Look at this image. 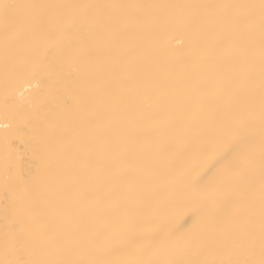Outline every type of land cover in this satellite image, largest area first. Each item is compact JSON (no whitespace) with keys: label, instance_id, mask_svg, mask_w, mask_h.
Here are the masks:
<instances>
[{"label":"snow or ice","instance_id":"1","mask_svg":"<svg viewBox=\"0 0 264 264\" xmlns=\"http://www.w3.org/2000/svg\"><path fill=\"white\" fill-rule=\"evenodd\" d=\"M0 106V264H264V0H3Z\"/></svg>","mask_w":264,"mask_h":264},{"label":"bare ground","instance_id":"2","mask_svg":"<svg viewBox=\"0 0 264 264\" xmlns=\"http://www.w3.org/2000/svg\"><path fill=\"white\" fill-rule=\"evenodd\" d=\"M3 2V0H0ZM66 2H79V0H66ZM110 2L118 3H216V2H244V0H110ZM193 38L185 35L181 31L172 26L161 30L158 34H146L142 37H132L128 44L118 46L115 52V59L123 62L130 58L133 54H143L147 50L163 46L167 58L170 63L175 64L184 57L188 56L193 47ZM3 109L0 106V141L5 134L3 124ZM17 148L20 149V164L27 170L29 167V156L24 151L23 145L17 142ZM2 143H0V151H2Z\"/></svg>","mask_w":264,"mask_h":264}]
</instances>
